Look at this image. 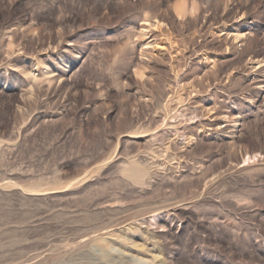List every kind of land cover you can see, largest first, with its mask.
Listing matches in <instances>:
<instances>
[{"label":"rangeland","instance_id":"1","mask_svg":"<svg viewBox=\"0 0 264 264\" xmlns=\"http://www.w3.org/2000/svg\"><path fill=\"white\" fill-rule=\"evenodd\" d=\"M0 264H264V0H0Z\"/></svg>","mask_w":264,"mask_h":264},{"label":"bare ground","instance_id":"2","mask_svg":"<svg viewBox=\"0 0 264 264\" xmlns=\"http://www.w3.org/2000/svg\"><path fill=\"white\" fill-rule=\"evenodd\" d=\"M144 31H145V30H144ZM162 48H163V46H162ZM133 170H134V169H133ZM137 170H138V169H137ZM136 174H137V173H136ZM136 174H135V175H136ZM139 174H140V173H139Z\"/></svg>","mask_w":264,"mask_h":264}]
</instances>
